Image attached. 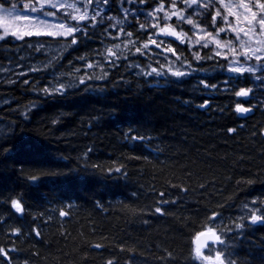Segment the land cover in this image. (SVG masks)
Listing matches in <instances>:
<instances>
[{"label":"trees","instance_id":"1","mask_svg":"<svg viewBox=\"0 0 264 264\" xmlns=\"http://www.w3.org/2000/svg\"><path fill=\"white\" fill-rule=\"evenodd\" d=\"M105 1L143 56L105 62L103 76L67 79L73 85L62 92H38L40 74L76 76L116 42L115 29L90 25L48 70L0 75V264H203L194 239L215 218L235 221L247 202L264 216L263 80L229 77L208 48L190 63L204 74L157 78L136 66L157 67L145 58L155 32L148 14L182 12L159 26L214 31L215 2L198 16L200 0ZM167 40L189 60L187 37ZM14 46L0 42V64ZM243 88L245 101L236 95ZM238 103L253 113L238 116ZM240 224L224 238L234 253L226 264H264V220Z\"/></svg>","mask_w":264,"mask_h":264},{"label":"rangeland","instance_id":"2","mask_svg":"<svg viewBox=\"0 0 264 264\" xmlns=\"http://www.w3.org/2000/svg\"><path fill=\"white\" fill-rule=\"evenodd\" d=\"M213 1L215 2V4H213L215 12L220 13L219 15H215L216 18L213 23L214 31L207 29L204 24L200 23L196 24L194 29L188 31L184 37V39L186 37L189 39L188 45L190 51H192V55L188 61H185L176 53L175 49L167 43L169 41L165 39V34L160 32L161 28L170 26L169 24L159 26V23H157L162 18H165V15H155L152 12L148 14L146 19L149 21L150 25L156 27L153 34L154 38H152V40L156 41V44H150L148 47L150 55H147L145 58L157 62V67H155V65H150L149 70H146L144 66L136 65L138 66V73L148 75L151 73L149 76L157 78L161 76L166 77V75L167 78H177L187 76L191 72L204 74L208 71L191 65L190 63L196 62L195 64H200L204 60L202 54L205 52V49L208 48V53H210L208 60H213L219 62L221 65H225V73L228 74L229 77L235 78L247 74L253 82L258 83V81L263 80L262 83H264V72L262 71H243L242 73L230 71L231 68L243 67L247 69L252 66L258 67L259 65H264V32L261 31V26L258 23L261 18H264V10L257 7L258 4L264 3V0ZM8 2L9 5L0 4V36L4 37L0 42L10 40L11 43L15 44L14 47L10 48L15 55L13 54L12 57H10L8 63L0 64L1 76L10 72V75L24 77L35 72L48 70L47 68L52 67V64L55 63V59L68 46L67 40L75 34H79V32H85L90 25L108 26L115 29L117 31V40L109 47L104 46L101 55L98 56L95 62L91 63L89 67L85 66L84 72L78 75H91L92 77H97L98 75L103 76L105 62L138 53L142 56L144 55L140 47L133 45L134 42L127 40L125 38L127 35L122 34L123 28L119 27L121 23L116 17L112 16L109 8H107V1L105 0H8ZM53 3L56 4V8L51 7ZM20 4H25V7H29L32 4L38 8L40 4H43V11H52L57 13V15L41 17V20L45 22L41 24V22L37 20V17L40 15L39 12L28 15L19 7ZM208 4L209 0H200L199 11L195 10L194 13L198 16L203 15ZM12 5H17L16 11H12ZM69 5H71V7H69ZM93 10L99 13V15L95 16V19H93ZM121 10H123L122 6ZM85 12H87L86 19H73V17H79ZM121 12H124V14L127 13L126 9ZM253 13H255V18H253ZM25 15H27V19H25ZM45 15L52 14L45 13ZM61 23L63 24V28L60 27ZM78 25L79 27H77ZM69 27L74 29L71 34H57L58 32L66 31ZM170 27L177 33H185L183 31H177L172 26ZM182 28L184 27L182 26ZM221 28L224 29L223 32L219 31ZM29 31L33 34L30 36L23 35L22 39H18L17 36L12 35L13 32L22 34ZM37 32L40 34L37 35ZM48 33L52 34L49 35ZM206 34H211L212 38L218 39L224 45H229L230 43V47L217 48L215 43L208 40H201L199 44L193 43L196 39V35L205 36ZM176 41L181 42L179 39H176ZM241 41L244 42L243 47H241ZM20 42L23 43L20 44ZM206 42L208 46L204 47L203 45ZM157 44H159L160 47H156ZM151 47L157 50L153 51L154 49ZM169 48L174 51H168L167 49ZM137 49H139V51H137ZM232 49L235 51H232ZM217 52L221 54L216 55ZM197 55L200 57L199 60L196 59ZM257 57H260V59L257 60ZM14 58L16 62L13 67H7L6 65L10 64ZM153 68L156 69V72H152ZM175 72H181L184 73V75L176 76L174 75ZM157 73L161 74L157 75ZM62 74L66 77V80L58 78L56 72L45 74V77L42 74L37 76L38 81L35 83L40 85V88L38 87V92L45 94L62 92L66 86H72L71 83H66L69 82L67 79L72 80L78 76L64 75L63 72ZM257 77H259V79H257ZM27 79H34V77L32 75L31 77H27ZM253 213L259 216L260 208L252 202H247L239 207V212L235 221L234 219L233 221H229V218H215L209 230L213 231L216 237H219V240L216 239V242L200 250L199 255L196 254L197 257L202 259L203 264H226L229 261L230 255L234 253L233 250L230 252L231 244L224 241V238L229 233L235 231L234 226L242 225L240 223L249 220ZM218 253L220 255V260L216 259Z\"/></svg>","mask_w":264,"mask_h":264},{"label":"snow or ice","instance_id":"3","mask_svg":"<svg viewBox=\"0 0 264 264\" xmlns=\"http://www.w3.org/2000/svg\"><path fill=\"white\" fill-rule=\"evenodd\" d=\"M191 2H195V0H191ZM243 6V5H242ZM19 7L24 10L28 15L32 14V13H38L39 12V16L37 17V20H39L41 22V24H44L45 22L43 20H41V17H47V16H55L57 15V13L55 12H52V11H43V8H44V5L43 4H40V7L38 8L37 6L35 5H32L29 6V7H25V4H20ZM52 8H56V4L53 3L51 5ZM69 7H71V5H69ZM257 7H259L260 9L264 10V3H260L257 5ZM16 8H17V5H12L11 6V9L12 11H16ZM35 9V10H34ZM163 10V4H161L160 8L157 9V11H161ZM45 13H50L52 15H45ZM220 13L217 12L216 15H219ZM96 15H99L98 12H96L95 10H93V19H95V16ZM171 16H177L179 17L180 19H185L184 16H183V13L182 12H178V11H174L171 13ZM171 16L168 14V13H165V19H170ZM87 18V12H85L83 15L79 16V17H73V19H79V20H84ZM253 18H255V13H253ZM25 19H27V15H25ZM226 19V17H225ZM213 21H215V16L213 17ZM186 23L188 24H193V20L191 18H187L186 19ZM259 25L261 26V31L264 32V18H261L259 21H258ZM61 28H63V24L61 23L60 25ZM79 27V25L77 26ZM194 27H196V25H194ZM74 31L73 28L69 27L66 29V31L64 32H58L57 34H60V35H63V34H71V32ZM220 32H223L224 29L221 28L219 29ZM160 32L161 33H164L166 35H172V36H175L177 39H179L181 41V43H183L184 41V37L186 35V33H177L175 32V30H173L170 26H165L164 28H161L160 29ZM33 33L32 32H26V33H22V34H17L15 32L12 33V35L14 36H17L18 39H22L23 38V35H32ZM37 35H39L40 33L37 32L36 33ZM49 35H51L52 33H48ZM130 35V33H129ZM4 39V37L0 36V40ZM201 40H208L212 43H215L217 48H224L226 46H229L230 47V43L229 45H224L222 44L218 39H215V38H212L211 37V34H206L205 36H200V35H196V39L193 43L195 44H199ZM152 44H156V41L155 40H151L150 41ZM243 44L244 42L241 41V47H243ZM149 45L148 44H145L144 47L147 48ZM204 47H207L208 46V43L206 42L204 45ZM118 47V46H117ZM156 47H160L159 44L156 45ZM168 51H174L173 49L169 48L167 49ZM137 51H139V49H137ZM232 51H235L234 49H232ZM221 53L220 52H217L216 55H220ZM196 59L199 60L200 57L197 55L196 56ZM260 57H257V60H259ZM230 71H233V72H243V71H248V72H253V71H262L264 72V65H259L258 67L257 66H252V67H249L247 69L243 68V67H240V68H231ZM152 72H156V69L153 68L152 69ZM151 73H149L150 75ZM161 73H157V75H160ZM174 75L176 76H181V75H184V73H181V72H175ZM257 79H259V77H257ZM81 83H83V81H81ZM205 87H208L207 85H205ZM59 91V89H58ZM249 94L248 91H246L245 89H242L241 91H238L236 92V95L237 96H247ZM204 105H202L203 107ZM235 111L238 112V113H245L247 111H249V109L243 107L241 104H237L236 105V108H235ZM232 131H235L234 129L231 130ZM0 135H3V132L0 131ZM35 179V178H33ZM12 207L15 209V211L17 213H20L23 211L22 209V205L21 203L18 201V200H13L12 201ZM157 211H160V209H158ZM61 215H63V213H61ZM251 222L255 223L257 221H261V220H264V216H257L256 214H252L251 217ZM237 227H239V225H237ZM214 235V234H213ZM217 240H219V237H216ZM197 241H199V236H197ZM222 243V242H221ZM197 254L199 255V251H200V248H199V244H198V247H197ZM216 259L217 260H220V255L219 253L217 254L216 256Z\"/></svg>","mask_w":264,"mask_h":264},{"label":"water","instance_id":"4","mask_svg":"<svg viewBox=\"0 0 264 264\" xmlns=\"http://www.w3.org/2000/svg\"><path fill=\"white\" fill-rule=\"evenodd\" d=\"M168 36H172V35H168ZM247 96H248V95H247ZM247 96H241V97H242L243 99H246ZM242 106H243V105H242ZM243 107H245V106H243ZM245 108H246V107H245ZM247 109H249V111H247V112H245V113H238L239 116H246V115L251 114V113L253 112V110H252L251 108H247ZM215 240H216L215 235H213V234H209V235H204V236L200 237V238H199V241H197V242H199V243H198V244H199V248L201 249V248L205 247L209 242H211V241H215ZM198 244H197V247H198Z\"/></svg>","mask_w":264,"mask_h":264},{"label":"bare ground","instance_id":"5","mask_svg":"<svg viewBox=\"0 0 264 264\" xmlns=\"http://www.w3.org/2000/svg\"><path fill=\"white\" fill-rule=\"evenodd\" d=\"M157 21V20H156ZM155 22V21H154ZM159 23V22H158ZM124 24H122V26H123ZM155 27V26H154ZM156 28V27H155ZM154 30V29H153ZM159 31V30H158ZM92 32V31H91ZM157 33H159V32H157ZM92 34H97L96 32H92ZM165 37V36H164ZM152 38H154V36H153V34H151V35H149V42L152 40ZM163 38V37H162ZM166 39V38H165ZM175 40V39H174ZM176 41V40H175ZM177 42V41H176ZM151 43V42H150ZM168 43V42H167ZM179 43V42H178ZM143 44H146L145 43V41H144V43ZM152 44V43H151ZM171 45V44H170ZM177 52V51H176ZM104 70V69H103ZM80 73V72H79ZM88 76H83V75H78V78H79V80H85L86 78H87ZM72 85H73V83H71ZM68 88H71V87H68ZM241 117H243V116H241ZM209 234H214L215 235V238H216V234L213 232V231H205V232H202V233H200V234H198L197 236H199V238L200 237H202V236H204V235H209ZM197 236L195 237V239H194V245H195V248L197 247V244L199 243V242H197ZM210 243V242H209Z\"/></svg>","mask_w":264,"mask_h":264}]
</instances>
